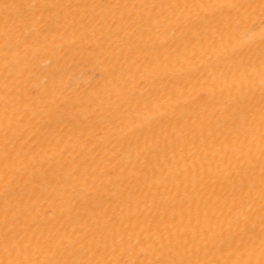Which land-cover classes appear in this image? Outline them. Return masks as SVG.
Wrapping results in <instances>:
<instances>
[{
    "label": "bare ground",
    "instance_id": "bare-ground-1",
    "mask_svg": "<svg viewBox=\"0 0 264 264\" xmlns=\"http://www.w3.org/2000/svg\"><path fill=\"white\" fill-rule=\"evenodd\" d=\"M0 264H264V0H0Z\"/></svg>",
    "mask_w": 264,
    "mask_h": 264
}]
</instances>
